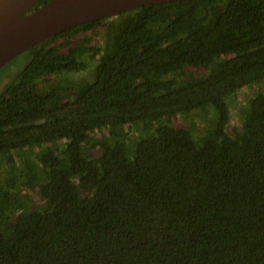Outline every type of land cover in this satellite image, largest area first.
I'll return each instance as SVG.
<instances>
[{
  "label": "trees",
  "instance_id": "1",
  "mask_svg": "<svg viewBox=\"0 0 264 264\" xmlns=\"http://www.w3.org/2000/svg\"><path fill=\"white\" fill-rule=\"evenodd\" d=\"M23 55L0 95V264H264V92L227 132L264 80V0L151 5ZM98 55L91 81L51 83ZM208 109L199 138L171 124Z\"/></svg>",
  "mask_w": 264,
  "mask_h": 264
},
{
  "label": "water",
  "instance_id": "2",
  "mask_svg": "<svg viewBox=\"0 0 264 264\" xmlns=\"http://www.w3.org/2000/svg\"><path fill=\"white\" fill-rule=\"evenodd\" d=\"M0 0V70L71 28L179 0Z\"/></svg>",
  "mask_w": 264,
  "mask_h": 264
},
{
  "label": "rangeland",
  "instance_id": "3",
  "mask_svg": "<svg viewBox=\"0 0 264 264\" xmlns=\"http://www.w3.org/2000/svg\"><path fill=\"white\" fill-rule=\"evenodd\" d=\"M85 36L93 37L94 43L102 46L103 44V31L100 29H96L87 33ZM100 55L96 57L93 61L86 59V65L67 75H61L58 77H53L51 83H55L60 79H68L76 82H89L93 79V68L98 63ZM28 57L26 55H22L6 65L3 69L0 70V95L4 91V89L11 84L13 81L17 79L19 74L24 70L25 66L28 62ZM204 72H197V75H201ZM50 84V83H49ZM43 85V84H42ZM46 85H48L46 83ZM45 84L43 86H46ZM264 92V80L261 83H257L252 86H248L240 90L236 95L229 98V105L231 109V121L228 125L227 132L229 134H233L235 130L240 129L242 126L241 121V109L246 106L249 101L256 96L258 93ZM171 124L176 128H187L191 129L194 136L199 138L202 136L203 132L207 129H212L216 126L217 120L213 115V112L208 109L206 112H202L201 110H195L192 113L184 116L177 115L175 116ZM129 142L134 141L140 136V132L136 129L129 130ZM108 135L107 130L104 129L102 131L96 132L93 137L102 138ZM62 143H60L61 145ZM55 146V145H50ZM86 149L88 150V157L97 156L99 154L98 150L90 149V143L85 144ZM32 158L35 159L40 154L41 148L33 149ZM30 195L33 201V207L42 206L43 202L40 199L37 192H28L26 190L21 191L20 198L24 199L25 196Z\"/></svg>",
  "mask_w": 264,
  "mask_h": 264
}]
</instances>
